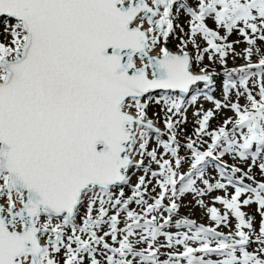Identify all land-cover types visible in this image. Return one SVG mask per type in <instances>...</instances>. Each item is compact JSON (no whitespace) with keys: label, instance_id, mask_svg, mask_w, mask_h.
Returning a JSON list of instances; mask_svg holds the SVG:
<instances>
[{"label":"snow or ice","instance_id":"snow-or-ice-1","mask_svg":"<svg viewBox=\"0 0 264 264\" xmlns=\"http://www.w3.org/2000/svg\"><path fill=\"white\" fill-rule=\"evenodd\" d=\"M0 18V264H264V0H0ZM186 194L212 226L179 217Z\"/></svg>","mask_w":264,"mask_h":264},{"label":"rangeland","instance_id":"rangeland-1","mask_svg":"<svg viewBox=\"0 0 264 264\" xmlns=\"http://www.w3.org/2000/svg\"><path fill=\"white\" fill-rule=\"evenodd\" d=\"M189 2H191V0H189ZM187 19H188V18L186 17V15L183 14V13H181L180 16H179V19H178V21H177L178 23H180L181 25L184 26V31H185V32L188 31ZM208 26H209V27H214V24H213L211 21H209V22H208ZM0 30H2V28H0ZM180 35H181L180 31H179V29H177V30H176V37H179ZM235 39H242V38L239 37L237 34H234L232 37H230V40H235ZM198 42H199L200 44L203 43L204 46H205V43H204V41H203L202 39L198 38ZM178 44H179V40L170 36V38H169V45H171V47H172L173 49L177 50V45H178ZM245 47H246V45L243 44V43H241V44H239V45L236 47V50H237V52H241L242 49L245 48ZM188 50H189V51H192V46H191V45H189V49H188ZM254 59H255V58H254ZM204 63H205V64L208 63L207 58H205ZM243 63H244V60H242V61L240 60L239 62H233L232 59H231V57H230V58H229V61H228V67H230V68H231V67H238V66L242 65ZM214 69H215V68H214ZM215 70L220 71V72L222 71V69H215ZM217 78H218V77H215V78H214V79H215V85H214V86L217 88V91H216V93H211V94L214 95V97H215L216 99H222V98H223V97H222V80H216ZM219 82H220V83H219ZM202 86H203V85H202ZM200 87H201V85H200ZM232 98H233V100H235V94H234V92H233ZM201 100H203V97H201L199 101H201ZM240 103H241V104H244V103H245V101H244L243 98L240 99ZM200 105H203V107H204L205 109L212 108L211 103H210V102H207L206 100H204V102H203L202 104H200ZM199 107H200V106H198V108H199ZM192 111H193L192 108H191V109H188V111H187L188 123H187V125L184 126V128L186 129L185 135H191L192 132L194 131V126H195V120H196V117H194L193 120L189 117L190 115H191V117L194 116L193 113H192ZM157 112H160L159 106L154 105V104L150 105V107H149V109H148V114H149V116H150V117H153V114H154V113H157ZM232 115H233V113H232L231 111H228V110H224V111L218 113L217 116H216V117L210 122V123H211V128H212V129L217 128V127L220 125V123L222 122V120H223L225 117H230V116H232ZM160 116L163 117V113H162V112H160ZM190 119L192 120V122H193V121H194V122H193V123L190 122ZM157 126L160 127V128L163 130L164 126H163V122H162V120H161V122H159V123L157 124ZM229 127H230V126H229ZM193 138H195V137H193ZM166 139H167V137H166ZM180 139H181V141H182L183 143H185V140H184V136H183V135L180 137ZM150 146H151V147H155V143H151ZM150 146H149V147H150ZM151 147H150V148H151ZM182 150H183V151H182ZM185 152H186V149H183V148H182L180 154L183 156V155H185ZM224 159H225L229 164H234V163H236L231 157L226 156ZM145 163H146V162H145ZM237 166H239V167H241V168H244L245 170H246L247 167H248L247 164H237ZM209 167H210V168H209ZM153 168H155V165H153ZM186 168H187V166H185V170H186ZM252 172H253V174L255 175V177H256L257 180H262V179H264V177L261 176V174H260L258 168H253ZM206 173H207L206 178H207V177H215V179H219L218 172L213 168L212 165H209V166H208V168L206 169ZM212 182H215V180H213ZM132 183L135 184V183H136V180H135V181L133 180ZM199 183H200V182L198 181V184H199ZM245 183H250V181H247V180H246ZM199 186H200V187H203L202 184H200ZM228 191L231 193V192H233L234 190L230 188ZM125 195H126V196H127V195H130V190H129L128 188H125ZM224 195H225V193H224L223 191L218 190V191H215V192L209 194L208 196L203 197V199H204L205 204H206L208 207H213V206H215V207H217L218 209L222 210L223 207H222L221 205H219V204H213V200H214V198H215L216 196H224ZM195 199H198V198H194L191 194H186V196H185L184 198H182V200H181L182 207H181V209H180V212H183V211H184V212H188V211L195 212L196 216H198L197 218L199 219L198 223H199V224H203V225L205 224V226H206V222L208 221L207 218H206L205 220L202 219V218H205L206 216H208V215H207V212H206V209H205V208H201V207H199L198 205H196V204H195ZM241 199H244V197H242ZM133 207H135V205H133ZM242 210H244V211H245L246 213H248L249 215H253V216L255 217V222L257 223V225L259 224L260 217H259V215L256 214V205L248 206V207H246V208H243ZM82 211H83V209H82ZM196 211H197V212H196ZM180 218H181V217H180ZM203 221H204V222H203ZM78 222H79V221H78ZM231 223L234 225V224H235V220H234V219H231ZM184 230H185V229H183V230L181 229V231H184ZM233 230H234V228H233ZM225 231H226V232H225ZM228 231H229V229H227V228L224 229V232H225L226 234L228 233Z\"/></svg>","mask_w":264,"mask_h":264},{"label":"bare ground","instance_id":"bare-ground-1","mask_svg":"<svg viewBox=\"0 0 264 264\" xmlns=\"http://www.w3.org/2000/svg\"><path fill=\"white\" fill-rule=\"evenodd\" d=\"M167 46H168V48L171 50V51H173V52H176L177 50H175V49H173L172 47H171V45H169V41H168V44H167ZM201 46L203 47L204 46V44L203 43H201ZM242 61V59H236L235 60V62H239V61ZM214 68L215 69H221L220 67H219V65H216V66H214ZM194 70H196V69H194ZM223 71V70H222ZM222 71H221V73H222ZM216 80H223V77H222V75L221 76H218V78L216 79ZM220 83V82H219ZM203 84H201V88L203 87L202 86ZM199 87H200V85H199ZM216 91H217V88L214 86V90L212 91V93H216ZM187 99H190V96L189 97H186V100ZM204 102V99L203 100H201V101H199L198 102V104L197 105H195V106H190L188 109H193V111H192V113H194L195 111H196V109L198 108V106H200V104H202ZM192 120H193V118L195 117V116H192L191 117V115L189 116ZM190 119V122H192V120ZM194 122V121H193ZM192 122V123H193ZM164 139H166V137H164ZM181 143L183 144V142L181 141ZM151 147V146H150ZM155 147H156V145H155ZM151 148H154V147H151ZM150 148V149H151ZM183 151V150H182ZM146 163H147V161H145ZM210 168V167H209ZM141 173L140 172H137V176L138 175H140ZM135 181L136 180V176H133L132 177V181ZM198 185H200V183L198 184ZM230 189V188H229ZM224 211V209H222L221 210V212H223ZM197 212V211H196ZM179 217H181V218H189V219H194L197 223H198V221H199V219L197 218L198 216H196V214H195V212H192V211H188V212H180L179 213ZM207 218V222H206V226H212V222L210 221V219H209V217L208 216H206L205 218H202L203 220H205ZM232 219H234V218H232ZM204 222V221H203ZM199 224V223H198ZM205 225V224H204ZM224 227H221V228H219L218 229V231H222V232H224ZM170 231H173V232H175L176 231V229H169ZM183 230V229H182ZM226 232V231H225ZM224 232V233H225Z\"/></svg>","mask_w":264,"mask_h":264},{"label":"water","instance_id":"water-1","mask_svg":"<svg viewBox=\"0 0 264 264\" xmlns=\"http://www.w3.org/2000/svg\"><path fill=\"white\" fill-rule=\"evenodd\" d=\"M3 18H0V20H2Z\"/></svg>","mask_w":264,"mask_h":264}]
</instances>
